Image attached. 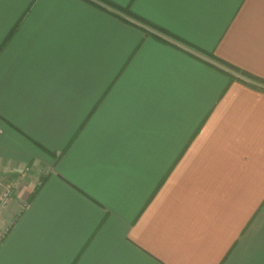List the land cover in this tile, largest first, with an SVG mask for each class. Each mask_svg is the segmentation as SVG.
Instances as JSON below:
<instances>
[{
	"label": "crops",
	"instance_id": "obj_1",
	"mask_svg": "<svg viewBox=\"0 0 264 264\" xmlns=\"http://www.w3.org/2000/svg\"><path fill=\"white\" fill-rule=\"evenodd\" d=\"M107 1L0 0V264H264V0Z\"/></svg>",
	"mask_w": 264,
	"mask_h": 264
},
{
	"label": "trees",
	"instance_id": "obj_2",
	"mask_svg": "<svg viewBox=\"0 0 264 264\" xmlns=\"http://www.w3.org/2000/svg\"><path fill=\"white\" fill-rule=\"evenodd\" d=\"M99 1H100V3H103V4H105V5H108V6L112 7V8L115 9L117 12H120V13H122V14H124V15H128V16L131 17L134 21H137V22H139V23H141V24H143V25H147L148 27H153L156 31H159V32H161L162 34H164V35H166V36H169V37H171V38L174 39V40H177V41H179V42H183V43H184L183 40H180V39H178L177 37H174V36L170 35V34L167 33L166 31H164L163 29L158 28V27H155V26H152V25H150L148 22H146V21H144L143 19L137 17L136 15H132V14L130 13L128 7H127V8H125V7H120V6L114 5V3H111V2H109V1H107V0H99ZM210 56L213 58L214 61L218 62L219 65H223V64H225L224 62H222V60L216 58V57L213 56L212 54H210ZM217 67H218V66H217ZM229 69H230L233 73H235V74L238 75V76H237L238 78H237V77H233L229 72L226 71L227 73H229V75H231V78H232L233 80H238V81H242V82H244V83H247V81L244 79V78H246V79H249V80H252V81L258 82V83H264V80H261V79H259L258 77H255V76H253V75H250V74H248V73H246V72H244V71L242 72L241 70L236 69V68H234V67H232V66H230V65H229ZM221 70H222V69H221ZM249 84H250V83H249ZM250 86H252V85L250 84ZM252 87L256 88L255 86H252ZM262 91H264V90H262Z\"/></svg>",
	"mask_w": 264,
	"mask_h": 264
},
{
	"label": "built area",
	"instance_id": "obj_3",
	"mask_svg": "<svg viewBox=\"0 0 264 264\" xmlns=\"http://www.w3.org/2000/svg\"><path fill=\"white\" fill-rule=\"evenodd\" d=\"M10 192L11 189L8 188L0 195V210L7 205Z\"/></svg>",
	"mask_w": 264,
	"mask_h": 264
},
{
	"label": "rangeland",
	"instance_id": "obj_4",
	"mask_svg": "<svg viewBox=\"0 0 264 264\" xmlns=\"http://www.w3.org/2000/svg\"><path fill=\"white\" fill-rule=\"evenodd\" d=\"M138 24V23H137ZM141 26H143L142 24H141ZM159 32V31H158ZM161 33V32H160ZM248 83H250L252 86H255L257 89H259V90H264V83H258V82H255V81H252V80H249V79H246V78H244ZM4 192V191H3ZM2 192V193H3ZM1 193V194H2ZM0 194V195H1Z\"/></svg>",
	"mask_w": 264,
	"mask_h": 264
}]
</instances>
